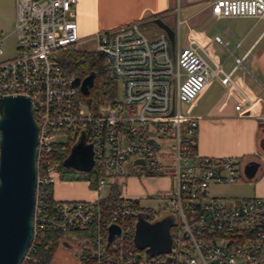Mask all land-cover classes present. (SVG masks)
Segmentation results:
<instances>
[{
	"label": "built area",
	"instance_id": "obj_1",
	"mask_svg": "<svg viewBox=\"0 0 264 264\" xmlns=\"http://www.w3.org/2000/svg\"><path fill=\"white\" fill-rule=\"evenodd\" d=\"M76 4L16 0L17 54L0 62V98L29 97L39 129L34 238L21 264H41L37 251L49 230L86 233L80 243L64 239L60 246L67 243L77 254L87 249L95 264H264V197L211 196V184L236 182L246 162L200 156L198 121L190 116L213 78L235 85L232 76L241 63L226 73L209 63L205 55L211 57L195 38L172 44L160 28L147 34L146 21L100 31L92 51L119 90L93 112L73 87L76 76L70 69L68 54L80 40ZM207 6L216 19L264 17V0H209ZM4 40L0 35V53ZM243 96L237 111L254 106L250 96ZM182 103L189 104L187 116ZM58 137L83 138L92 145L94 168L99 163L104 169L93 189L95 199L56 200L53 206L46 201L48 187L60 179L51 160L54 144L66 141ZM139 159L144 163H136ZM129 164L147 178H170L163 199L177 222L169 253L150 257L136 248L137 213L147 212L137 197L125 196L119 187L118 199L110 198L112 186L131 178ZM112 227L117 231L111 240Z\"/></svg>",
	"mask_w": 264,
	"mask_h": 264
},
{
	"label": "crops",
	"instance_id": "obj_2",
	"mask_svg": "<svg viewBox=\"0 0 264 264\" xmlns=\"http://www.w3.org/2000/svg\"><path fill=\"white\" fill-rule=\"evenodd\" d=\"M208 1L77 0V30L80 38L85 39L102 30L146 21L147 27L156 31L159 27H155L152 20L161 18L171 28L177 27L178 37L181 26L185 25L190 33L187 43L193 38L201 43L211 57L213 67H216L215 62L229 73L241 63L232 76L235 83L232 85L237 91L229 84H222L225 91L208 107L205 115L198 113L203 94L191 107V110L197 108L196 115H200L192 116L198 121L197 152L200 156L237 157L244 162H258L256 175L248 179L243 172L240 182L249 183L251 188L247 195L250 197H264V152L260 146L264 137V99L261 97L264 89V17L216 19L210 14ZM149 23L152 25L148 26ZM216 36H220V41L215 39ZM243 94L254 100V106L237 111L235 106L244 100ZM56 182L53 185L55 200H91L98 194L86 181L77 183L60 178ZM87 194H90L89 198ZM75 251L74 261L67 258L60 263L54 255L51 264H78Z\"/></svg>",
	"mask_w": 264,
	"mask_h": 264
},
{
	"label": "water",
	"instance_id": "obj_3",
	"mask_svg": "<svg viewBox=\"0 0 264 264\" xmlns=\"http://www.w3.org/2000/svg\"><path fill=\"white\" fill-rule=\"evenodd\" d=\"M152 23L164 30L172 44L174 30L161 18ZM94 84V75L84 79L76 77L73 87L88 95ZM38 124L34 106L29 97L23 95L0 98V264H21L34 238V212L37 186ZM264 152V137L260 141ZM143 164V159L136 160ZM63 166L77 172L89 173L95 166L91 144L81 138L74 144ZM260 164L248 161L244 175L252 179ZM148 213H137L135 246L150 257L169 253L172 250L171 228L177 218L167 214L154 221ZM117 228L112 227V240ZM65 246H70L65 243ZM138 257H136L137 259Z\"/></svg>",
	"mask_w": 264,
	"mask_h": 264
},
{
	"label": "rangeland",
	"instance_id": "obj_4",
	"mask_svg": "<svg viewBox=\"0 0 264 264\" xmlns=\"http://www.w3.org/2000/svg\"><path fill=\"white\" fill-rule=\"evenodd\" d=\"M175 17V15H174ZM16 23V0H0V35L5 37V40L2 45V53H0V62L7 60L16 56L17 54V35L14 33ZM152 25V24H148ZM157 27V25H154ZM175 32V41H181L182 45H186L188 41V37L190 38V33H187V28L185 25L181 26V31L178 37V29L176 26L172 28ZM104 31V30H102ZM153 30L148 27L146 31L147 34L152 33ZM96 36L95 34L86 37L85 39H81L76 44V47L81 50H89L92 51V48L95 45ZM187 40V41H186ZM206 59L211 64L210 59L205 55ZM212 65V64H211ZM235 91L237 89L232 85L229 84ZM225 89L222 86L221 81L219 78H213L210 85L202 92L203 97L201 103L199 105L198 113L200 115H205L207 112L208 107L217 99L220 98L222 92ZM201 94V95H202ZM200 95V96H201ZM189 104L182 103L181 104V111L184 115L187 116L188 113L187 109ZM197 108L191 110L190 116H200L196 115ZM58 140H66L64 137H58ZM77 172V171H76ZM78 173V172H77ZM126 175L130 176L131 178L127 179L126 177L122 179L118 185L120 187L122 193L125 196H132L137 197L139 199L140 208L144 210H153L154 213L157 215V218H162L167 215L168 210L165 206V201L163 199V194L167 190L168 184H170V178L167 176H162L159 179L161 180H153L152 178H147L146 176H142L139 174L138 171L134 169L132 165H127V172ZM243 176V175H242ZM240 178L237 182L230 183V184H211L209 187V192L211 196L214 197H240L246 198L250 197L247 195V190L251 188L248 184H241ZM77 183L84 182L77 180ZM57 183V182H56ZM85 191V185L82 183L81 186ZM88 198L90 194H87ZM82 200V199H79ZM77 200V201H79ZM86 200V199H85ZM64 239H70L72 242H78L82 240V238L78 235H74L71 233L65 234ZM61 250L57 249L55 254V260L59 261L60 263L65 262L67 258H71L72 261L76 259V251L72 246H59Z\"/></svg>",
	"mask_w": 264,
	"mask_h": 264
},
{
	"label": "trees",
	"instance_id": "obj_5",
	"mask_svg": "<svg viewBox=\"0 0 264 264\" xmlns=\"http://www.w3.org/2000/svg\"><path fill=\"white\" fill-rule=\"evenodd\" d=\"M70 69L76 77L84 79L88 75H94V84L90 88L88 95H83L79 91V97L91 111L95 112L105 102L113 101L118 94L119 85L116 79L109 75L108 69L103 63L101 56L94 51L81 50L79 48L71 49L69 54ZM76 140L68 138L65 142H57L54 144L51 153L53 165L57 168L60 178L65 181H91L89 185L91 189L96 188L97 181L104 175L103 167L97 163L96 167L89 173L76 172L72 169H67L63 166L64 160L69 156L72 147ZM46 201L53 206L56 200L53 197V185L47 189ZM120 195V189L117 185L111 187L110 198L117 200ZM143 210V209H142ZM150 214V220L157 219V215L152 210H145ZM76 235L84 238L86 233L76 231ZM65 233L55 230H49L46 237L42 239L37 256L41 264H51V261L64 240ZM80 264H95L92 254L85 248L77 254Z\"/></svg>",
	"mask_w": 264,
	"mask_h": 264
},
{
	"label": "flooded vegetation",
	"instance_id": "obj_6",
	"mask_svg": "<svg viewBox=\"0 0 264 264\" xmlns=\"http://www.w3.org/2000/svg\"><path fill=\"white\" fill-rule=\"evenodd\" d=\"M246 163H247V162H246ZM246 163H244L243 166H242V168H241L242 172H244V167H245ZM147 213H148V212H147ZM148 216H149V217H148V220L151 221V220H150V214H149V213H148ZM151 222H152V221H151Z\"/></svg>",
	"mask_w": 264,
	"mask_h": 264
}]
</instances>
